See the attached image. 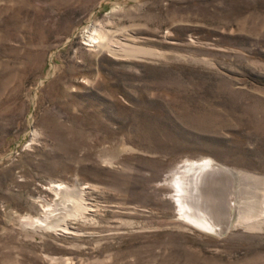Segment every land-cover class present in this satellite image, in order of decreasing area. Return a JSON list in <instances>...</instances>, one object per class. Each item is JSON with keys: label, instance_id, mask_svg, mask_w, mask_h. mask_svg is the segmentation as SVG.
Returning a JSON list of instances; mask_svg holds the SVG:
<instances>
[{"label": "rangeland", "instance_id": "rangeland-1", "mask_svg": "<svg viewBox=\"0 0 264 264\" xmlns=\"http://www.w3.org/2000/svg\"><path fill=\"white\" fill-rule=\"evenodd\" d=\"M187 161L264 179V0H0V264H264L237 181L223 235L181 216Z\"/></svg>", "mask_w": 264, "mask_h": 264}, {"label": "bare ground", "instance_id": "bare-ground-1", "mask_svg": "<svg viewBox=\"0 0 264 264\" xmlns=\"http://www.w3.org/2000/svg\"><path fill=\"white\" fill-rule=\"evenodd\" d=\"M96 35L92 34L90 36L89 41L92 45L101 42V37H97ZM219 169L213 167L209 161H187L173 174L170 181L175 188L174 198L178 204L181 216L202 230L216 234L221 233L223 230L221 219L228 213V201L225 187L216 177H218V174L223 175L225 172H230L234 180L238 182V187L236 188V195H238L236 206L240 211L238 225L251 226L264 224V206L258 217L248 216L241 212V205L246 204L245 206H251L252 203L248 201L242 204L240 201L243 198L241 196L242 192L248 191L246 190V186H253L256 183L257 185L264 184V179L242 173L235 174L226 168ZM60 186L57 184L59 190L62 188Z\"/></svg>", "mask_w": 264, "mask_h": 264}, {"label": "water", "instance_id": "water-1", "mask_svg": "<svg viewBox=\"0 0 264 264\" xmlns=\"http://www.w3.org/2000/svg\"><path fill=\"white\" fill-rule=\"evenodd\" d=\"M211 163V162H210ZM211 165L217 169L224 168L215 164ZM220 170V169H219ZM225 172V171H224ZM217 179H219L220 182H222V185L225 187L226 190V196L228 201V207H227V216H223V221L221 222V225L223 226V230L221 233H218V235H223L225 231L228 229L230 221H231V213H232V207H233V195H234V187H235V180L230 172H225V174H218Z\"/></svg>", "mask_w": 264, "mask_h": 264}]
</instances>
